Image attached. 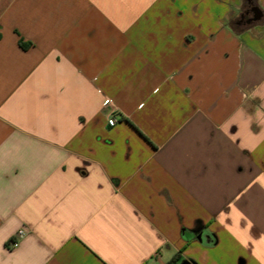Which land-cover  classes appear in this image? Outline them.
<instances>
[{"label": "crops", "instance_id": "0c3cea01", "mask_svg": "<svg viewBox=\"0 0 264 264\" xmlns=\"http://www.w3.org/2000/svg\"><path fill=\"white\" fill-rule=\"evenodd\" d=\"M177 253L264 264V0H0V264Z\"/></svg>", "mask_w": 264, "mask_h": 264}, {"label": "built area", "instance_id": "2783aa9c", "mask_svg": "<svg viewBox=\"0 0 264 264\" xmlns=\"http://www.w3.org/2000/svg\"><path fill=\"white\" fill-rule=\"evenodd\" d=\"M102 105L104 107H109V106H114L115 105V102L113 99L109 98V97H105L102 101ZM116 124V120L114 118H110L109 120V125L110 126H115ZM24 236V232L21 231L18 235L19 238L17 239H14L10 242V246L11 247H17L19 245V240Z\"/></svg>", "mask_w": 264, "mask_h": 264}, {"label": "water", "instance_id": "95a60500", "mask_svg": "<svg viewBox=\"0 0 264 264\" xmlns=\"http://www.w3.org/2000/svg\"><path fill=\"white\" fill-rule=\"evenodd\" d=\"M199 240L206 245H212L214 243V238L210 234H206V235L201 234L199 236ZM179 264H197V262L193 259H186L181 261V263Z\"/></svg>", "mask_w": 264, "mask_h": 264}, {"label": "trees", "instance_id": "16d2710c", "mask_svg": "<svg viewBox=\"0 0 264 264\" xmlns=\"http://www.w3.org/2000/svg\"><path fill=\"white\" fill-rule=\"evenodd\" d=\"M21 45L23 47H27L28 44H25L23 42H21ZM184 258L182 257L181 253H177L170 261H168L166 264H179L181 263V261H183Z\"/></svg>", "mask_w": 264, "mask_h": 264}, {"label": "flooded vegetation", "instance_id": "af4514ba", "mask_svg": "<svg viewBox=\"0 0 264 264\" xmlns=\"http://www.w3.org/2000/svg\"><path fill=\"white\" fill-rule=\"evenodd\" d=\"M248 13H247V15L246 16H248V14L251 12V9H248V11H247Z\"/></svg>", "mask_w": 264, "mask_h": 264}]
</instances>
